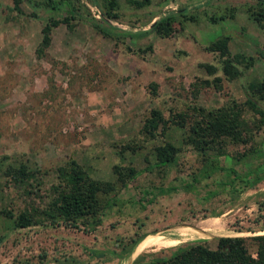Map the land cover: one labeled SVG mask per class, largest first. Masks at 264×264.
<instances>
[{
	"label": "rangeland",
	"instance_id": "374dc122",
	"mask_svg": "<svg viewBox=\"0 0 264 264\" xmlns=\"http://www.w3.org/2000/svg\"><path fill=\"white\" fill-rule=\"evenodd\" d=\"M45 1L23 0L19 13L12 0H0V207L22 206L5 187L9 164L40 171L43 192L69 159L100 180L115 181L113 165L140 173L110 195L93 230L61 223L13 228L0 217V264H143L138 255L146 261L198 238L264 234V123L247 144L230 143L227 155L209 158V174L183 141L185 128L174 123L193 107L243 103L248 83L264 78V26L250 14L258 0H115L117 19L90 0H74L82 16L53 27L49 45L39 49L47 19L64 17ZM170 11L178 15L168 36L144 32ZM222 34L230 53L244 58L234 79L206 48ZM206 64L218 70L210 73ZM155 111L163 121L152 131ZM244 115L255 122L251 111ZM164 141L179 151L173 163L155 167L154 146ZM252 145L256 151L247 153ZM240 153L247 154L237 161Z\"/></svg>",
	"mask_w": 264,
	"mask_h": 264
},
{
	"label": "trees",
	"instance_id": "16d2710c",
	"mask_svg": "<svg viewBox=\"0 0 264 264\" xmlns=\"http://www.w3.org/2000/svg\"><path fill=\"white\" fill-rule=\"evenodd\" d=\"M22 1L12 0L13 9L19 13L22 12ZM90 2L97 6L105 17L109 19L119 17L115 0H90ZM44 5L57 12L61 11L64 17L58 19L51 16L47 19L41 29L42 38L39 49L49 45L53 27L63 21L66 22L70 16H82L74 0H46ZM258 5H260L259 9L251 11L250 14L259 25L264 26V0H258ZM86 10L89 11L88 8ZM177 15L176 11L165 13L144 32L168 36L171 26L177 21ZM102 19L105 20L104 17ZM212 20L216 19L213 17ZM94 26L104 35L111 37L112 33L108 28L97 22H94ZM228 41V36L222 34L213 38L206 48L211 52H217L222 57L221 71L229 79H234L241 74L239 64L244 58L241 54L230 53ZM251 62L252 58H249L248 63ZM205 68L210 73L218 70L212 64H206ZM245 94L246 100L243 103L232 101L228 105L214 109L193 107L192 113L176 115L174 123L186 130L183 141L192 144L202 156L206 174H209L208 170L212 166L209 158L216 160L227 155L226 148L230 143L247 144L252 138L253 127L259 128L264 123V107L258 102L259 99L264 100V78L250 81L245 88ZM248 111H251L254 117L256 116L255 122H249L245 117L244 114ZM159 121H163L161 113L155 111L149 128L152 131L156 130ZM137 148L130 147L132 151ZM153 150L155 157L153 166L165 167L175 161L179 148L170 141H164L155 145ZM255 151L256 148L252 145L247 153ZM246 154L240 153L239 157L234 156V158L238 161ZM112 171L116 177L115 181L95 179L77 160L69 159L56 168L55 181H51L48 189L43 192L45 182L40 171L29 168L24 162L9 164L3 170L6 178L5 187L11 186L15 190L16 198L21 199L22 206L16 209L0 207V217L10 222L13 228L61 223L69 227H78L82 224L86 229L93 230L102 221L101 212L111 204L110 195L118 188L125 187L140 173L131 165H113ZM230 172L235 173V170L230 169ZM246 175L252 178L250 172ZM235 176L240 175L235 173ZM146 235L148 233L133 240L128 252L133 251L137 243ZM2 238L3 235L0 234V241ZM248 240L254 244L256 256L252 255ZM142 257L143 255H138L135 262L140 261L143 264H264V234L249 237L225 235L212 239L198 238L193 243L178 244L170 250L169 254L160 256L152 254L146 261H143Z\"/></svg>",
	"mask_w": 264,
	"mask_h": 264
},
{
	"label": "bare ground",
	"instance_id": "6f19581e",
	"mask_svg": "<svg viewBox=\"0 0 264 264\" xmlns=\"http://www.w3.org/2000/svg\"><path fill=\"white\" fill-rule=\"evenodd\" d=\"M207 225V224H206Z\"/></svg>",
	"mask_w": 264,
	"mask_h": 264
}]
</instances>
